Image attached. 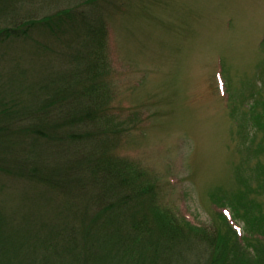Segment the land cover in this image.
I'll list each match as a JSON object with an SVG mask.
<instances>
[{"label": "rangeland", "instance_id": "rangeland-1", "mask_svg": "<svg viewBox=\"0 0 264 264\" xmlns=\"http://www.w3.org/2000/svg\"><path fill=\"white\" fill-rule=\"evenodd\" d=\"M79 1L0 0V28L9 24L6 4L41 17ZM103 3L107 80L120 116L110 150L145 175L163 207L208 226L224 212L251 239V255H264V128L253 118L264 112V0ZM46 34L35 30L32 37L58 48ZM1 46L9 55L0 71L26 83L23 73L39 70L41 60L53 70L64 66L31 38ZM19 131L11 128L13 139L27 140ZM18 146L7 158H16ZM22 188L0 175L5 206L32 205Z\"/></svg>", "mask_w": 264, "mask_h": 264}, {"label": "trees", "instance_id": "trees-1", "mask_svg": "<svg viewBox=\"0 0 264 264\" xmlns=\"http://www.w3.org/2000/svg\"><path fill=\"white\" fill-rule=\"evenodd\" d=\"M104 1L41 17L3 7L9 24L0 28V48L31 38L64 66L41 60L39 70L22 71L29 83L0 71V175L22 183L32 203L0 200V264H264L224 212L215 226L170 212L145 175L110 150L120 116L107 80ZM35 30L58 48L32 37ZM253 118L264 128V112ZM13 127L27 140L15 141ZM12 141L21 146L7 158Z\"/></svg>", "mask_w": 264, "mask_h": 264}]
</instances>
